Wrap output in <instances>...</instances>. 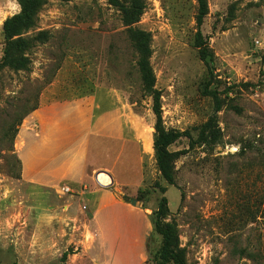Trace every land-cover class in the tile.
Instances as JSON below:
<instances>
[{"label": "rangeland", "instance_id": "rangeland-1", "mask_svg": "<svg viewBox=\"0 0 264 264\" xmlns=\"http://www.w3.org/2000/svg\"><path fill=\"white\" fill-rule=\"evenodd\" d=\"M207 1L202 33L212 71L195 46L197 0H145L135 25L152 36L150 62L165 128L188 131L193 139L170 148L180 153L177 186L157 169L153 99L143 89L120 10L112 0H49L41 7L37 27L26 36L44 32L46 38L27 52L30 70L0 72V264H91L78 256L77 244L88 231L89 198L69 185L50 189L21 177L16 137L42 101H85L114 113L128 142L112 143L94 175L111 184L93 181L88 191L106 189L128 206L115 209H143L151 219L167 197L171 215L164 222L175 229L186 264H264V0ZM20 10L19 0H0V61L3 24ZM211 118L217 139L198 144ZM153 229L146 264H157L162 245ZM69 248L76 253L63 260Z\"/></svg>", "mask_w": 264, "mask_h": 264}, {"label": "crops", "instance_id": "crops-1", "mask_svg": "<svg viewBox=\"0 0 264 264\" xmlns=\"http://www.w3.org/2000/svg\"><path fill=\"white\" fill-rule=\"evenodd\" d=\"M114 118V113L97 112L85 101H42L24 119L16 137L21 177L44 188L69 185L89 198L93 209L85 239L77 243L82 251L78 256L85 255L91 264H146L151 216L143 209H115L128 206L106 189L88 191L94 175L104 168L112 143L128 142Z\"/></svg>", "mask_w": 264, "mask_h": 264}, {"label": "trees", "instance_id": "trees-1", "mask_svg": "<svg viewBox=\"0 0 264 264\" xmlns=\"http://www.w3.org/2000/svg\"><path fill=\"white\" fill-rule=\"evenodd\" d=\"M49 0H19L21 10L18 14L9 17L3 24L5 34L4 56L0 61V72L5 68H11L16 71H28L31 66V59L26 55L35 45V41L44 40L46 33L41 32L34 37H27L26 34L37 27L38 13L43 5ZM113 5L121 12L123 24L129 27L130 39L138 55L137 67L141 75L143 89L153 99V112L156 117L155 135L153 149L157 169L162 179L170 186L176 185V163L179 159V152H172L170 148L183 137H187L191 142L193 139L188 131L180 132L176 130H167L164 126L162 111L161 92L156 89V76L151 66L152 36L149 32L135 28L146 11L145 0H112ZM197 33L195 46L199 50L200 59L212 71L209 62L211 51L208 41L202 33V26L205 18L209 14L207 0H197ZM216 99L217 93L212 92ZM217 139V131L214 128V120L211 118L206 124L201 126L198 144H207ZM162 194L167 192V188L160 186ZM142 201V196L137 197ZM128 202V201H127ZM171 215L167 197H162L158 208L153 212L151 219L152 225L158 234L162 237V245L154 256L157 264H186L185 250L178 247L177 233L172 225L165 223V219ZM264 218V208L262 211ZM244 253L246 251H243ZM76 252L69 248L63 254L62 259L66 260L69 255ZM151 257V253H150ZM17 264V263H15Z\"/></svg>", "mask_w": 264, "mask_h": 264}, {"label": "built area", "instance_id": "built-area-1", "mask_svg": "<svg viewBox=\"0 0 264 264\" xmlns=\"http://www.w3.org/2000/svg\"><path fill=\"white\" fill-rule=\"evenodd\" d=\"M94 181H95L96 184L99 185L100 187H105V186L109 185V184H103V183H101V182L98 180L97 177L94 178ZM110 184H111V183H110ZM62 190H63L66 194H69V193L72 192V190H71L69 187H64V188H62Z\"/></svg>", "mask_w": 264, "mask_h": 264}, {"label": "bare ground", "instance_id": "bare-ground-1", "mask_svg": "<svg viewBox=\"0 0 264 264\" xmlns=\"http://www.w3.org/2000/svg\"><path fill=\"white\" fill-rule=\"evenodd\" d=\"M110 183H111V181H108V180L106 181V184H110Z\"/></svg>", "mask_w": 264, "mask_h": 264}]
</instances>
